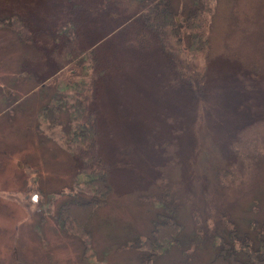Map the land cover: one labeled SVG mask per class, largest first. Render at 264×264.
I'll use <instances>...</instances> for the list:
<instances>
[{
  "label": "rangeland",
  "instance_id": "374dc122",
  "mask_svg": "<svg viewBox=\"0 0 264 264\" xmlns=\"http://www.w3.org/2000/svg\"><path fill=\"white\" fill-rule=\"evenodd\" d=\"M136 6L0 0V19L18 24L0 26V264H143V253L149 264H210L226 221L250 236L242 252L257 248L263 235L249 223L264 227V0H218L202 89L166 49L139 40ZM201 57L189 53V71ZM84 98L110 186L89 219L91 249L59 220L63 204L94 193L71 139ZM163 190L179 203L176 222L156 203ZM153 233L162 245L180 233L179 243L151 255Z\"/></svg>",
  "mask_w": 264,
  "mask_h": 264
},
{
  "label": "trees",
  "instance_id": "16d2710c",
  "mask_svg": "<svg viewBox=\"0 0 264 264\" xmlns=\"http://www.w3.org/2000/svg\"><path fill=\"white\" fill-rule=\"evenodd\" d=\"M133 1L137 5L135 8L139 12V18H141L144 24V38H139V40L144 39L148 46L156 43L163 49H166L180 76L191 84H195L200 89L204 88L206 78L204 65L210 49L209 34L213 26V18L218 0H190L188 5L183 8H181L182 6H174L172 0ZM129 9L133 10L132 7H129ZM246 13L250 15L249 18L253 21V14ZM5 21L6 19H0V26L4 24L16 26L17 24L11 20ZM67 23L71 25V20ZM68 24L65 28H68ZM26 33L24 31V35ZM193 51L201 52L202 59L199 61L201 67L194 63L192 70L189 71V53ZM93 91L94 82L92 83L90 81L89 88L86 89L87 99L92 96ZM86 98H84L86 102L84 109L81 111L75 109V117L73 118L74 136L72 135L71 139H73V143L76 146L78 161L81 162L79 173L85 176V182L92 186L94 193L93 197L91 199L89 198L90 200L71 201L63 204L59 212L61 217V219L59 217V220L64 228H68L65 225L66 222L71 221L73 224H76V233L83 237L85 246L91 249L90 237H92V229L89 219L96 214L98 207L106 201L110 186L108 184L107 170L104 167L102 159L96 153L98 145L96 138L98 132L96 119L95 117L86 118L90 107L87 106ZM84 104V102H81V107ZM93 114L94 110L91 111V116ZM260 125L257 127L256 133L264 134V122H260ZM256 137H261V135H257ZM259 139L264 141V136ZM239 143L240 140H238L235 146H240ZM86 175H88L87 179ZM240 184L242 185L243 182ZM161 192L156 198V203L169 213L168 216L164 217V221L176 222L175 217H177V206H179V203L170 197V193L167 190ZM258 223V221H253L249 223V226L252 225L254 229L259 230L263 236L259 237V244L253 252L245 253L242 252L243 249H247L245 246H251V243H248L247 240L250 236L247 234L245 238L239 237L238 232L240 230L238 225L235 222L226 221L224 224L226 227L219 234L215 232L212 238L213 241L218 238L221 241L215 245L214 255L210 264H264V227H259ZM252 227L251 230H253ZM226 228L227 233L223 235ZM178 230L179 225H177ZM179 235L180 233H177L173 237L171 236L172 238H166L164 240L165 244L162 245V241L159 242L158 237L153 233L151 242H154V245H151V243L147 245L151 250V255L153 253L155 255L166 253L174 243H179ZM223 236L231 239L225 240ZM133 246L140 248L139 241L137 242L135 240ZM150 261L151 259L148 257L145 262L143 253V264H149Z\"/></svg>",
  "mask_w": 264,
  "mask_h": 264
}]
</instances>
